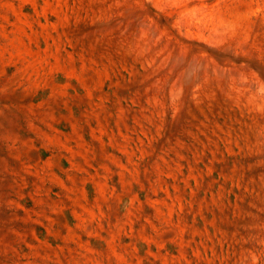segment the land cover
I'll return each instance as SVG.
<instances>
[{
    "label": "rangeland",
    "instance_id": "1",
    "mask_svg": "<svg viewBox=\"0 0 264 264\" xmlns=\"http://www.w3.org/2000/svg\"><path fill=\"white\" fill-rule=\"evenodd\" d=\"M0 131L14 264H264V0H0Z\"/></svg>",
    "mask_w": 264,
    "mask_h": 264
},
{
    "label": "crops",
    "instance_id": "2",
    "mask_svg": "<svg viewBox=\"0 0 264 264\" xmlns=\"http://www.w3.org/2000/svg\"><path fill=\"white\" fill-rule=\"evenodd\" d=\"M2 142L6 144L8 148H10L14 144V138L9 133L0 131V145ZM4 211L5 206L2 199V191L0 189V230H2ZM78 214L81 217H85V213ZM73 216L76 217V215ZM80 223L82 224L83 222ZM90 230L91 227L87 232L78 231L79 236L73 239L74 242L72 244L68 243L69 233H67V231L59 232L60 240L58 241L57 237H55V240H53L54 243H59L51 244L55 246L57 250H54L52 256L49 257V264H100V262L103 264H108L109 257L107 252V240H105L102 236H94L96 234L94 233L96 232L95 226L93 228V232ZM3 249L4 248L0 245V264H14L15 260L12 258V256H9V259L11 260L5 259ZM47 259L48 257H46L45 260Z\"/></svg>",
    "mask_w": 264,
    "mask_h": 264
}]
</instances>
